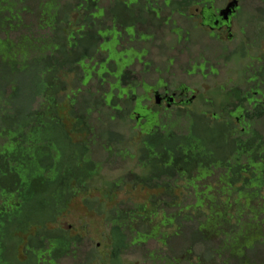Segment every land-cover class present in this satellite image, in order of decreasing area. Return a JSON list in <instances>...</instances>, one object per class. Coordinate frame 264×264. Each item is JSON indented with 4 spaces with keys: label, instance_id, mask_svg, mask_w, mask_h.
I'll return each mask as SVG.
<instances>
[{
    "label": "trees",
    "instance_id": "16d2710c",
    "mask_svg": "<svg viewBox=\"0 0 264 264\" xmlns=\"http://www.w3.org/2000/svg\"><path fill=\"white\" fill-rule=\"evenodd\" d=\"M30 1L0 0V63L14 70L23 55L37 59L28 96L6 81V95L0 89V264H121L132 249L148 264H207L197 246L209 242L225 251V264H264L252 258L264 246V125L211 122L182 110L173 123L149 126L127 145L111 129L128 120L132 102L107 85L105 101L100 81L84 87L81 72L85 56L100 48L99 34L107 35L109 17L123 22L127 0H58L51 12L41 1L37 14ZM18 5L35 13L20 16V29L8 22ZM81 7L105 13L76 20ZM51 17L59 28L48 27ZM36 34H53L55 47L46 49ZM125 163L137 171L104 177ZM123 190L143 194V202L116 203ZM77 200L104 217L108 255L59 226ZM186 228L201 241L170 257L171 237ZM151 241L159 248L145 250Z\"/></svg>",
    "mask_w": 264,
    "mask_h": 264
},
{
    "label": "flooded vegetation",
    "instance_id": "af4514ba",
    "mask_svg": "<svg viewBox=\"0 0 264 264\" xmlns=\"http://www.w3.org/2000/svg\"><path fill=\"white\" fill-rule=\"evenodd\" d=\"M127 2L123 22L110 16L100 48L85 56L84 87L99 80L102 96L115 86L137 127L173 123L182 110L264 125V0ZM95 12L81 7L75 19L105 13Z\"/></svg>",
    "mask_w": 264,
    "mask_h": 264
},
{
    "label": "rangeland",
    "instance_id": "374dc122",
    "mask_svg": "<svg viewBox=\"0 0 264 264\" xmlns=\"http://www.w3.org/2000/svg\"><path fill=\"white\" fill-rule=\"evenodd\" d=\"M46 3V9L51 12V10L58 6V0H32L28 3L29 10L35 12L36 14L39 12V4L40 2ZM28 7H25L23 5H18L16 7V10L10 11V14H8L10 17V20L8 21L11 24V27H18L23 28L25 26V21L20 17L21 15L26 16V20H31L35 16V13H31L28 10ZM56 17V16H55ZM55 17L50 18V23L52 26H48L52 28V30H55V28H59L58 23H54ZM33 36V35H32ZM34 38L43 37L46 39V49L49 50V48H54V43L51 37H53V34H48L41 36V35H34ZM20 36H18L19 41ZM25 57L24 55L21 56V60L18 62V64L15 66L14 70H12L11 66H7L5 64L0 63V81L2 82L0 84V89H3V92L6 95L7 87H5L4 81L6 83H10L9 87L10 90L13 91V88H17L19 91H23L26 93V96L30 93L33 87V82L31 81L35 75L36 71H34L35 66L34 63L36 62V57ZM28 58V59H27ZM31 60V65L33 66L32 69H29L28 61ZM9 94H7L8 96ZM15 102H14V101ZM14 103H18V99H15L11 97L9 98V104H12V107L14 108ZM1 107V105H0ZM116 127H114L113 130L121 139L125 138L126 144L130 145L128 143V140L134 139L135 135H137L140 132L144 131V127H141L142 122L139 127H137V123L135 121H122L114 123ZM183 124V123H182ZM182 127V126H181ZM187 125L184 126L183 130H188ZM177 128H179V125H174V130L176 131ZM179 132V131H177ZM180 133V132H179ZM177 133V134H179ZM124 140V139H123ZM134 144V143H132ZM131 153H134L133 151ZM123 166L118 167H112L108 168L106 173L104 174V177H107V179L115 180L120 177H125L133 170V172L137 171L135 170V167L133 164L128 165L127 163L122 164ZM143 202V194H132L128 192V190H123L119 192L118 194V201L116 203H126V205H131V203L134 204H140ZM59 226L61 228H64L68 231L72 232V235L78 236L82 238V241L84 244L86 243L90 249L97 252V254H104L108 255L110 253V241H109V231L106 227L104 217L97 216L96 214H90L87 209L82 205L80 200L75 201L73 204L69 214H67L60 222ZM170 233V232H169ZM201 241V238L197 236L194 231L190 228L183 229L181 231L180 235H177V233H174L171 237L170 241V257H180L181 255H185L186 253H189V250H191L193 245L198 244ZM202 243V242H201ZM204 246V247H203ZM198 244L197 248H199L202 252V255L205 257V262L211 263L215 262L216 264H225L226 260V254L225 251H221V247L216 245L215 243H206V245ZM85 248V247H84ZM88 249V247H86ZM159 248V246L155 243V241L148 242V244L145 247V250H154ZM84 250V249H83ZM144 253L143 251H140L139 249H132L127 256H123L121 259V264H148L144 262ZM192 258V254H190ZM255 261H264V246L257 245L256 251L254 253V256L252 257ZM65 264H72L71 262H66ZM104 264H110L109 262H105ZM203 264V263H202Z\"/></svg>",
    "mask_w": 264,
    "mask_h": 264
}]
</instances>
